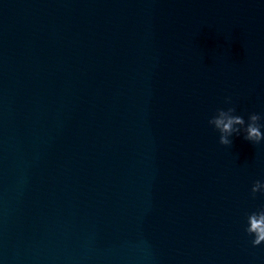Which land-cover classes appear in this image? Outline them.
Listing matches in <instances>:
<instances>
[{
    "label": "water",
    "instance_id": "1",
    "mask_svg": "<svg viewBox=\"0 0 264 264\" xmlns=\"http://www.w3.org/2000/svg\"><path fill=\"white\" fill-rule=\"evenodd\" d=\"M229 107L264 124V0H0V264H264Z\"/></svg>",
    "mask_w": 264,
    "mask_h": 264
},
{
    "label": "clouds",
    "instance_id": "2",
    "mask_svg": "<svg viewBox=\"0 0 264 264\" xmlns=\"http://www.w3.org/2000/svg\"><path fill=\"white\" fill-rule=\"evenodd\" d=\"M226 102L231 103V98H228ZM235 112V107H229L227 110L218 109L217 115L209 120V123L214 125L221 133V144L232 145L233 140L229 139V137L234 133L239 134L242 127L246 133L244 137L246 140L256 143L264 140V132L261 131V128H264V124L260 123L262 117L259 114H251L247 126L244 127L246 124L245 119L240 115H235ZM261 191H264V183L256 181L252 188V193L255 194ZM248 224L249 226L245 230L249 235L254 236L252 240L253 246H259L264 243V209L249 214Z\"/></svg>",
    "mask_w": 264,
    "mask_h": 264
}]
</instances>
